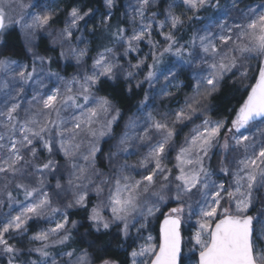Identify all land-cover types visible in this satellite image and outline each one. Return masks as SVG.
I'll use <instances>...</instances> for the list:
<instances>
[{"label": "snow or ice", "instance_id": "6c2138e0", "mask_svg": "<svg viewBox=\"0 0 264 264\" xmlns=\"http://www.w3.org/2000/svg\"><path fill=\"white\" fill-rule=\"evenodd\" d=\"M242 2L182 0L194 13L211 9L223 17L215 25L219 31L214 32L212 26H208L201 30L203 34L194 33L184 44L176 39L174 32L183 27L185 20L174 14L173 4H169L164 20L157 22L164 45L151 39L152 22H145V13L152 0H137L133 6L131 35H126L127 30L119 25L113 30L108 23L112 18L109 12L100 23L112 46L102 45L103 50L94 58L90 73L82 72L65 79L58 72L45 69V64L52 63L50 57L34 51L35 30L49 26L52 15L28 13L29 23L24 19V10L33 5L23 0H0V38L10 26L21 24L31 53L29 64L10 57L0 59V174L7 181L4 190L11 203L21 202L7 190L10 183H15L16 189L22 191L25 201H31L17 215L9 216L0 224V251L9 254L8 264H15L19 250L9 243L6 235L26 232L30 220L57 213L61 219L55 222L54 228L31 237L41 244L29 249L41 257L39 262L31 261V264H60L49 251L58 245L70 248L59 253L63 264H119L107 258L102 249L93 254L88 249L78 251L70 247L73 236L69 224L75 229L78 222L69 221L67 209L88 211L87 219L97 233H107L116 225L127 240L131 228L137 233L147 229L150 218L170 201H175L176 206L170 207L164 216L158 249L151 243L141 245L139 250L131 251V264H137L138 259L139 264H180L181 226L185 217L193 216L198 217V227L192 237L198 246L195 249L199 254L198 264H264V247H260L264 242V210L257 215L251 214L261 202L259 194L264 193V3L241 9ZM115 3L116 0H105L109 10ZM233 11L240 13L243 22L227 23ZM68 15L70 19L65 28L55 34L49 33L55 35L53 43L61 46L71 40L72 30L80 21L94 13L91 9L81 13L73 7ZM156 15L152 13L153 18ZM196 19L201 18L197 16ZM137 20L139 27H135ZM166 26L170 29L167 33L163 32ZM145 39L153 49L150 51L152 64L145 76L149 87L162 76L166 87L161 94L171 96L173 93L168 85L179 88L178 74L188 72L193 82L190 84L192 94L185 97L176 111L164 113L159 118L147 110L148 95L145 94L138 109L139 116L129 119L115 151L109 154L111 173H104L97 168V153L102 152L100 140L112 137L113 125L120 119V109L112 99L97 95L94 89L101 84L102 78L115 81L120 72L125 79L134 78L133 71L124 70L117 62L120 57L115 45L124 47L122 55L126 57L130 52H138L140 42ZM70 51L78 63L87 54V49L70 48ZM60 55L63 57L66 53L62 51ZM166 55L176 60L161 69L159 66L165 64ZM146 59L130 64V68H142ZM251 60L258 61L255 83L246 86L250 91L243 103L231 118L207 116L212 97L226 84V78L239 77L241 84L249 78L252 69L248 62ZM173 80L177 83L173 84ZM136 87H140V82ZM128 91H132L131 86ZM29 93L31 99L27 100ZM69 110L73 113L70 119L64 115ZM141 118L143 124L139 122ZM194 118L201 122L177 148L176 125L194 123ZM141 148L147 151L141 154ZM54 150L55 154L63 155L65 164L51 158ZM172 150H176L175 175L164 163ZM42 151L50 158L38 163ZM122 155H140L141 158L136 164L126 160L120 163L115 158ZM213 155L223 157L218 173L230 177L227 186L213 178L218 175L211 167ZM65 168L66 184L57 179L54 185L58 190L55 197L63 201V207L53 206V196L45 190L48 176L62 175ZM133 172L140 179H136ZM31 176L38 178L35 182H27ZM90 191L101 199L89 210ZM104 209L110 212V218L104 216ZM152 239L149 235L148 240Z\"/></svg>", "mask_w": 264, "mask_h": 264}, {"label": "rangeland", "instance_id": "374dc122", "mask_svg": "<svg viewBox=\"0 0 264 264\" xmlns=\"http://www.w3.org/2000/svg\"><path fill=\"white\" fill-rule=\"evenodd\" d=\"M61 1L62 0H50L47 5H44L41 9L39 10H34L30 13L34 14V15H45V14H50L54 11V9H60L61 7ZM227 0L224 2L226 3ZM137 3V0H124L123 2V7L119 12V16H117L116 18L119 19L120 21L124 22V26L123 28H125L127 30L126 35H131L132 30H133V25L130 22V16L133 15V11L132 8L133 6H135ZM161 3L162 7H161ZM259 3H264V2H259ZM259 3H254L252 4V6H256ZM117 2L115 3L116 6ZM169 4H173L174 7L172 9V11L174 12L175 15L177 16H181L184 20L185 23L188 22L189 18H193V16H196L197 13H194L193 11H190L186 5H184L182 3V0H152L151 6L146 10V17L147 20L145 22H152V36L151 39H153L154 41H158L160 43V45H164L165 41H164V36L161 34V29H159L158 27V21L160 20H164L165 18V14L168 11V6ZM104 6L106 9V14H108L109 12H111V17L114 13V8H112L111 10H109L106 5H105V0H104ZM239 7L241 9H244L246 7H241V3L239 5ZM79 9V8H78ZM82 13V12H81ZM152 13H156L157 15L153 18L152 17ZM69 14V13H68ZM96 15L95 19L93 20L92 23H87L86 20L80 21L79 26L76 29H73V37L71 38L70 41L66 42L63 44V46H61V44L59 43H53V40L55 39V35H49V33H58L61 29L65 28L67 26V23L69 22V15H67V18L65 19L64 22V26L62 28H55L52 26H47L45 28L42 29H37L35 30V41H34V51L38 52L41 56H44L43 54L40 53L39 50H37V44L39 41V38L42 36H45L49 39L50 45L53 48H56L59 50V60H60V67L57 68L55 66L56 64V59L52 56H49L52 59V63L50 65L45 64L44 67L46 70L50 69L53 72H58L60 74V76L64 77L65 79H71L73 76H79L82 72H88L90 73L92 70V64H93V60L94 58L97 56L98 53L92 54L91 59L88 61V57H89V48L91 47V40H92V35L94 33L95 27L98 28L99 30L104 29L101 26V19L106 15ZM201 17V16H200ZM86 18V17H85ZM222 14L221 13H217L215 12L213 14V16L208 19L207 21H203L201 22L196 29L194 30L193 34L196 32H200L201 34H203V32L201 30L205 29L208 26H212V30L215 31H219L218 28L215 27V25L217 23H219L222 19ZM25 20H27V22L31 23V17L29 15L24 17ZM234 21H241L243 22V17L240 15V13L233 11L230 16L228 17L227 23L229 25L233 24ZM21 23H23V21H21ZM184 23V24H185ZM14 27V25L10 26L8 28V30L12 29ZM17 27L20 31V35H21V39L22 42L24 43V45L27 47L28 49V43L25 37V33L24 30L21 27V24H17ZM135 27H139V20H137V23L135 25ZM181 29V27L177 30H175L174 35ZM8 30L5 32L7 33ZM168 31H170V29L166 26L165 29L163 30V32L167 33ZM4 33V34H5ZM70 48H75L77 50L79 49H87V54L83 57V59L78 63L75 56L72 55ZM115 50L117 55L120 57V59L117 61L124 70L126 71H133L134 72V78L132 79H125L124 73L120 72L118 73V76L124 78L127 83L129 85H136L137 82L140 83H146L147 84V91L146 94L148 95V101H147V110L151 111L152 114L156 117H160L162 114L164 113H171V111L167 110V108L165 106H162L161 103L159 102L164 95L161 94V91L163 89H165L166 87V81L163 79V77L161 76L158 80V82H153V86L150 88L149 87V83L148 81L145 80V76L147 75V72L149 71V65L152 64V59L150 56V51H152L153 49H151V46L147 43V39H145L144 41L140 42L139 44V51L138 52H130L126 57L123 56V52H124V47L120 46V45H115ZM65 52L66 55L65 56H61L60 53L61 52ZM28 55H29V61H25V60H17L21 63L24 64H29L31 62V53H29L28 51ZM46 57V56H45ZM145 57H147V59L145 60V64L142 68L140 69H132L130 68V64H136L138 63V61L140 59H144ZM2 59V58H1ZM176 58L172 57V56H168L166 55L165 57V64L160 65L159 67L161 69L170 66L173 62H175ZM250 67H252V64H258V61L256 60H251L248 62ZM66 65H71L73 68L71 70L66 71L65 66ZM37 67L39 68L40 65L37 62ZM191 74L188 72H184L183 74H178V81L180 83V87L176 88L173 87L171 85H168V90L173 92H177L179 91L184 85H185V77L186 76H190ZM255 75V73H254ZM103 79V78H102ZM46 83H49L48 81H46ZM173 84H176L177 81L173 80L172 82ZM51 83H49V87H51ZM45 91H47V89H44ZM95 92V89H94ZM27 100L31 99V95L30 93L27 95L26 97ZM145 99V97H144ZM144 101V100H143ZM26 107V105H22V108ZM72 110H69L67 112L64 113V115L66 117H68L69 119L71 118L72 115ZM78 114V112H77ZM139 116L138 110L130 117H136ZM129 118V119H130ZM169 120H171V116L169 115ZM129 121V120H128ZM127 121V122H128ZM139 122L141 124H143V119L141 118L139 120ZM201 121H198L192 125L189 126V130H188V136L191 133L192 128L196 125L199 124ZM127 124V123H126ZM126 124L124 125V128L122 130V132L120 133V135L126 131ZM177 126V125H176ZM136 131H140V129H137ZM119 135V136H120ZM115 142V144L113 145V150L112 152L115 151V145L118 142V138ZM109 137H104L100 140V148H101V144L104 140L108 139ZM184 142V141H183ZM183 142L176 144L177 148L183 144ZM141 154H143L144 152L147 151L146 148H141L140 149ZM214 152L217 151V149L213 150ZM172 152V154H171ZM169 155L171 154L172 156V163H170L169 160V155L168 158L164 161L165 165L167 168L172 169L173 174H176V169L174 167L176 160H175V155H176V150H172ZM99 153H97L98 156ZM58 155L59 154H55V150H54V155L51 157L57 161L60 162V164H65V160L64 158L62 160L58 159ZM62 157L63 155L60 154ZM41 159L40 161H37L38 163H42L44 160L50 158L48 156V154L46 152H41L40 153ZM140 155H131V156H119L116 157L115 159L120 162L123 163L125 160L129 163V164H136L138 162V160L140 159ZM223 159V157L221 155H213L212 161H211V167L213 168V170L217 171L218 173V168L220 165V161ZM82 162V161H81ZM219 164V165H218ZM218 165V166H217ZM107 166H108V174L111 173L112 169H110L109 166V162H107ZM98 168V167H97ZM138 171L143 172L142 169H138ZM136 179H140L139 175H136L135 172L132 173ZM37 176H31L28 178L27 182H35V180L37 179ZM67 178H68V173H67V168H65L63 170V174L59 175V176H53V175H49L48 176V181L49 183L46 185V191H48L50 193V195L53 196V202L58 203L57 198L55 197V192L58 191L54 188V185L56 183V180L59 179L60 182L62 184H66L67 182ZM214 179L224 182L226 184V186L228 185L229 181H230V177H225L223 176V174H219L213 177ZM11 179V177H9V180ZM7 181L4 179L3 174H0V224H3L4 222H6L7 218L9 216H15L19 213V211L22 209V207L31 202V201H25L24 197H23V193L21 190L16 189L15 187V183H10L8 186V191H11L13 193V196L16 198L17 201H20L21 203H11L6 194H5V190H4V184ZM91 187V186H89ZM91 195H95L94 192H89V197H91ZM106 195V193H105ZM259 195H262V200L264 201V193H260ZM20 196L22 198H20ZM96 196V195H95ZM100 199L101 198H96L93 200V202L95 204L100 203ZM11 203V206H9ZM165 205H169V207L167 208V210H163L162 208L165 207ZM161 206V211L157 212L155 217L150 218L149 221V226L147 229L142 230L141 233H137L135 231V228H131L130 230V236L128 238V252H129V258L131 260V256L130 253L132 250H139V247L141 245H147L149 243L154 244L157 246H159V232L158 234L156 233V225L158 223H160L161 219L167 215V211L169 210L170 207H175L176 206V202L175 201H170L168 204H165ZM258 205V204H257ZM54 206V205H53ZM257 208V206H256ZM163 210V211H162ZM262 210H264V205L262 206ZM103 214L105 217L110 218V212L107 209L103 210ZM255 215V214H252ZM161 216V219L158 220ZM45 221L44 223L41 225L40 229L37 231V233H39L42 230H47L49 228H54L55 227V222L57 220L61 219V216L59 213H57L55 216H49L47 218H43ZM43 219H33L30 220L28 222L27 225V231L23 232V233H12L10 236L6 235V238L9 240V243L12 244L15 248L17 249H21V248H25V249H32V248H37L40 247L41 244L38 241H33L31 240V237L37 233L32 234L31 230H30V223L32 221H36V220H43ZM198 219V217L193 216L192 218H188L185 217V221L182 223V252H183V264H197V262H195L193 260V257L195 254H198V250H195L196 248H198V246H195L194 240L192 239L194 231L196 230V228L198 227V225L196 224V220ZM158 230H159V226H158ZM153 237V239L151 241L148 240V236ZM52 239H56V237H52ZM262 247H264V242H262ZM4 254V252L0 251V255ZM57 261H60V264H63V261L61 260V256L56 257ZM194 261V262H193ZM137 264H139V259Z\"/></svg>", "mask_w": 264, "mask_h": 264}, {"label": "trees", "instance_id": "16d2710c", "mask_svg": "<svg viewBox=\"0 0 264 264\" xmlns=\"http://www.w3.org/2000/svg\"><path fill=\"white\" fill-rule=\"evenodd\" d=\"M49 1L50 0H23L25 4L33 5V7L26 8L24 10V17L34 10L37 11L41 9L44 5H47ZM225 1L226 0H221L222 3H224ZM116 2L117 4L114 8V13L111 20L108 22L113 26V30L117 25H119L120 27L124 26V22L116 18L117 16H119V12L123 7L124 0H116ZM259 2H264V0H243V2L241 3V7ZM162 4L163 3L160 4L161 7ZM73 7L79 8L82 13L89 11V9L93 11L94 15L87 16L85 18L88 24L93 22L96 15L106 14L104 0H62L60 9H54V11L51 13L53 19L50 22V26L55 28H62L68 13ZM214 13V10L202 9L199 13H197L196 16H193L192 19H189L188 22L185 23L183 27H181V29L175 34L176 39L181 44H184L192 37L196 27L201 22H205L210 19ZM197 16H201V19H196ZM16 19H19V15L16 16ZM0 39L3 40V42L0 43V59L4 57H10L12 59L25 60L27 62L30 60L28 49L22 42L17 24H14V27L8 30L7 33L3 34V37ZM90 43L91 47L88 51V61L91 59L92 54L98 53L103 50L102 45L108 44L109 46H112L109 44L107 34L104 32V29L99 30L96 27ZM37 50H39L40 53L46 57H54L57 60L55 66L57 68L60 67L61 63L59 60V50L53 48L50 45L49 39L47 37L42 36L39 38ZM257 66L258 64H252V70L249 71V78L244 80L243 84L240 83L239 77H232V79L226 78V84L223 85L221 89L212 97L211 104L209 106L210 110L206 113V115L212 119H221L224 117L231 118L235 109H237L243 103V101L247 97L248 91H250V87L246 86H250L255 83L254 73ZM65 68L66 71H68L73 67L71 65H66ZM184 79L185 85L179 91L173 92V95L171 96H163V98L159 101L161 105L165 106L167 110L171 111V113L176 111L183 104L185 97L192 94V88L190 84L193 82L190 80V76H186ZM234 81L236 82L235 84L233 83ZM129 86H131L132 88L131 92L128 91ZM146 91V83H140V87L137 88L136 85H129L127 81L120 76H118L115 81L103 78L101 79V84L96 87L95 93L97 95L108 96L120 109V119L116 122V124L113 125V135L112 137H109L102 142V152L97 156V167L101 172L108 173L107 162H109L108 157L113 150V145L115 144L117 137L122 132L124 125L127 123L129 118L140 108L141 102L144 100ZM194 121V123H196L200 121V119L194 118ZM194 123L186 122L185 124H178L176 126L177 136L175 138V144H179L184 141L185 137L188 136L189 126ZM171 154L169 155L170 163H172ZM58 159L62 160L63 157L59 154ZM20 198L22 197L20 196ZM95 198V195H91V197H89V210L93 205H95V203L93 202ZM260 198L261 202L257 205L256 210L252 211L251 214L257 215L262 210V206L264 205L262 195H260ZM53 205L63 207V201H58V203L53 202ZM168 207L169 205H165V207H163L162 209L165 211ZM67 211L69 215V221L78 222L75 229H72L71 224H69V228L73 236V239L69 242L71 248H75L78 251L80 249H88V251L92 252L93 254H97L102 249L103 254L107 258L116 260L119 262V264H131L128 252L129 241L128 239L125 240L123 238L116 225H113V227L107 233H104L103 231L97 233L92 227L91 222L87 219L88 211L79 208L67 209ZM160 219L161 216L158 220ZM44 221L45 220L43 219L32 221L30 223L29 228L32 234L37 233ZM158 226L159 225L157 223V234L159 232ZM259 227L260 225H257L258 229ZM90 244H94V246L89 247ZM260 247H262V243L260 244ZM65 250H70L69 246L58 245L49 248V251L52 252L55 258L60 256L59 253H62ZM8 259L9 254L4 253L0 255V264H8ZM40 259L41 257L39 256V253L29 251V249L21 248L19 250V255L16 257L15 264H31V261L39 262ZM183 260L184 258L182 252L181 264H183ZM193 260L195 262L198 261V254L194 255Z\"/></svg>", "mask_w": 264, "mask_h": 264}, {"label": "water", "instance_id": "95a60500", "mask_svg": "<svg viewBox=\"0 0 264 264\" xmlns=\"http://www.w3.org/2000/svg\"><path fill=\"white\" fill-rule=\"evenodd\" d=\"M163 220L164 218L159 223V244L161 243V227L163 225ZM181 235H182V226H181ZM181 256H182V249H181ZM198 259H199V254H198ZM180 264H181V261H180Z\"/></svg>", "mask_w": 264, "mask_h": 264}, {"label": "bare ground", "instance_id": "6f19581e", "mask_svg": "<svg viewBox=\"0 0 264 264\" xmlns=\"http://www.w3.org/2000/svg\"><path fill=\"white\" fill-rule=\"evenodd\" d=\"M64 22H65V21H64ZM63 26H64V25H63ZM63 26H62V27H63Z\"/></svg>", "mask_w": 264, "mask_h": 264}, {"label": "flooded vegetation", "instance_id": "af4514ba", "mask_svg": "<svg viewBox=\"0 0 264 264\" xmlns=\"http://www.w3.org/2000/svg\"><path fill=\"white\" fill-rule=\"evenodd\" d=\"M168 212V211H167Z\"/></svg>", "mask_w": 264, "mask_h": 264}]
</instances>
